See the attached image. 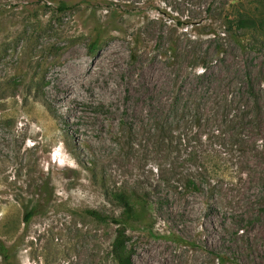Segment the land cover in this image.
I'll return each instance as SVG.
<instances>
[{
	"label": "rangeland",
	"instance_id": "rangeland-1",
	"mask_svg": "<svg viewBox=\"0 0 264 264\" xmlns=\"http://www.w3.org/2000/svg\"><path fill=\"white\" fill-rule=\"evenodd\" d=\"M263 2L0 0V241L11 254L0 264H117L116 227L89 211L117 212L119 189L170 194L152 232L127 233L134 264H264V27L223 25L263 17ZM82 63L98 76L78 80ZM251 84L247 153L231 136L204 147L207 167L227 173L223 188L158 183L195 168L189 145L154 144L155 120L175 102L247 103Z\"/></svg>",
	"mask_w": 264,
	"mask_h": 264
},
{
	"label": "trees",
	"instance_id": "trees-1",
	"mask_svg": "<svg viewBox=\"0 0 264 264\" xmlns=\"http://www.w3.org/2000/svg\"><path fill=\"white\" fill-rule=\"evenodd\" d=\"M67 7H69L68 3L63 1L60 3L61 10ZM223 25L226 35L236 33L240 29L258 30L264 27V15L261 18L225 16ZM99 42L100 35L96 37L93 45L96 46ZM202 67L207 68L204 64ZM33 88L30 87V89ZM250 89L246 97L247 103L232 96L217 102L216 109L205 110L189 104L180 106L175 102L172 108L173 113L166 115L163 119L155 120L154 126L149 130L154 144L160 145L162 150L169 153L178 150L183 144L189 145L192 152L188 155L187 161L195 168V172L188 171L187 168L178 172L172 168L169 171L170 177L161 175L158 183L170 185L180 194L206 193L214 196L223 188L219 182L225 179L227 173L222 168L220 170L207 167L206 161L211 153L204 147L211 145L213 138H220L225 142L227 137L231 136L237 139L238 144H241L239 151L243 155L247 153V146L252 141L248 132L254 122L248 105L254 103L251 96L254 90L253 84ZM27 95L31 96V93L27 92ZM255 103L259 104L257 98ZM204 137H206L205 140ZM193 142L201 147L191 146ZM203 167L204 172H199L203 170ZM111 199L118 209L117 212L112 215L98 211H89V213L98 221L110 223L116 227V236L113 241V258L116 263L134 264L132 253L127 247V233L130 229H144L152 232L157 211L164 207L165 201L170 199V194L154 200L148 193H139L133 189H119L111 193ZM37 209L38 205H34L27 213V217H31ZM0 253L6 262L11 260L10 247L4 241H0Z\"/></svg>",
	"mask_w": 264,
	"mask_h": 264
},
{
	"label": "bare ground",
	"instance_id": "bare-ground-1",
	"mask_svg": "<svg viewBox=\"0 0 264 264\" xmlns=\"http://www.w3.org/2000/svg\"><path fill=\"white\" fill-rule=\"evenodd\" d=\"M80 66L82 67L81 74H79V73L76 74L78 80H81L83 78L82 75L84 73L85 74L91 73L92 76H98L97 71L96 70H93V68L91 66L86 65L84 63H82ZM100 74H101V72H100ZM95 80H97L96 77H95Z\"/></svg>",
	"mask_w": 264,
	"mask_h": 264
}]
</instances>
